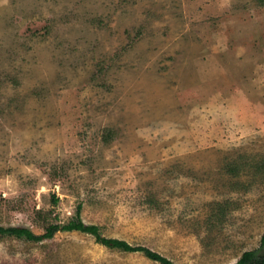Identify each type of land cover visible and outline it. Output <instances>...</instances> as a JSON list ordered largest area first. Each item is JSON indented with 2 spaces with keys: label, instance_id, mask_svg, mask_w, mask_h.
Segmentation results:
<instances>
[{
  "label": "rangeland",
  "instance_id": "374dc122",
  "mask_svg": "<svg viewBox=\"0 0 264 264\" xmlns=\"http://www.w3.org/2000/svg\"><path fill=\"white\" fill-rule=\"evenodd\" d=\"M77 219L172 264L263 252L264 0H0V227ZM0 264L160 263L58 230Z\"/></svg>",
  "mask_w": 264,
  "mask_h": 264
},
{
  "label": "trees",
  "instance_id": "16d2710c",
  "mask_svg": "<svg viewBox=\"0 0 264 264\" xmlns=\"http://www.w3.org/2000/svg\"><path fill=\"white\" fill-rule=\"evenodd\" d=\"M58 230H79L81 232L92 234L97 242L105 246L117 247L127 251H139L148 258L158 261L160 264H172L171 260H169L167 257L149 249L146 246L130 245L125 240L103 236L99 232V227L97 225L84 224L81 219H77L76 221L71 220L64 225L56 223L49 224L45 228V231L41 234L33 233L30 229L21 226H14L9 228L0 227V233H9L17 237L33 241H37L45 237H51L53 233ZM261 242L262 243L260 246L262 248L264 247V234L262 236ZM259 251L260 250L257 248L252 250H245L244 252H242L241 256L234 264H264V250L261 253Z\"/></svg>",
  "mask_w": 264,
  "mask_h": 264
}]
</instances>
